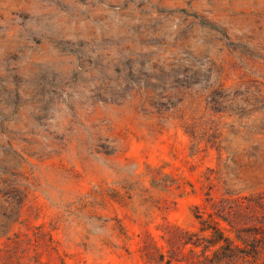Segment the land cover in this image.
Listing matches in <instances>:
<instances>
[{
  "label": "rangeland",
  "instance_id": "374dc122",
  "mask_svg": "<svg viewBox=\"0 0 264 264\" xmlns=\"http://www.w3.org/2000/svg\"><path fill=\"white\" fill-rule=\"evenodd\" d=\"M0 264H264V0H0Z\"/></svg>",
  "mask_w": 264,
  "mask_h": 264
}]
</instances>
